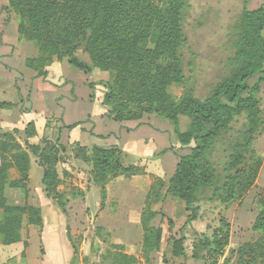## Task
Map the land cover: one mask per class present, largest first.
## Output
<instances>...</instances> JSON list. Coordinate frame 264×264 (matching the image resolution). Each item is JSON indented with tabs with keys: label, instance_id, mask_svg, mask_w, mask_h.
Instances as JSON below:
<instances>
[{
	"label": "trees",
	"instance_id": "trees-1",
	"mask_svg": "<svg viewBox=\"0 0 264 264\" xmlns=\"http://www.w3.org/2000/svg\"><path fill=\"white\" fill-rule=\"evenodd\" d=\"M9 1V10L19 16L20 38L35 43L38 49L35 57L25 59L26 68L45 79L49 65L67 59L71 66L86 73L95 69L109 71L113 79L102 83L106 88L103 104L112 120L125 122L141 120L146 114L156 115L172 126L180 146L189 149L188 153L177 154L178 163L169 181L159 179L145 197L142 250L148 264L163 237V229L152 225L160 214L153 205L164 200L163 188L166 187L167 195L186 204V210L191 212L188 221L192 222L196 219V204L234 202L255 184L262 166L254 145L263 124L258 95L264 84V3L250 9L249 0L244 1L229 34L233 51L226 60V72L201 98L185 74V13L190 0ZM172 85L183 86L178 98L169 92ZM12 106L1 103L0 109ZM182 118L189 120L184 131ZM28 127L26 136H35L34 123L29 122ZM75 145L79 146L76 157L92 164L103 199L107 198L109 179L143 174L142 168L134 164L124 165L120 146ZM30 148L37 150L34 145ZM63 148L58 141L39 150L44 164L43 191L65 212L67 199L59 191L57 172ZM167 152L165 149L161 154ZM12 169L18 174L15 179L10 177ZM30 169L28 150L12 135L0 133V246L22 241L26 220L28 225L44 226L41 209L27 202ZM9 188L23 193L24 205L9 203ZM257 203L260 212L253 229L260 236L232 249L223 264H264V193L258 194ZM230 229V223L223 221V226L212 233L198 235L200 247L214 260L212 264L224 257ZM183 242V238L174 239L173 251L178 255L185 254ZM123 246L113 245L119 249ZM115 262L138 264L139 259L116 254Z\"/></svg>",
	"mask_w": 264,
	"mask_h": 264
},
{
	"label": "rangeland",
	"instance_id": "rangeland-1",
	"mask_svg": "<svg viewBox=\"0 0 264 264\" xmlns=\"http://www.w3.org/2000/svg\"><path fill=\"white\" fill-rule=\"evenodd\" d=\"M244 1L190 0L189 8L185 13L186 44L183 54L188 84L198 97H205L211 86L226 72L225 63L233 51L229 34L244 7ZM9 2V0H0V104L9 103L13 106L11 109H0V133L12 135L17 143L28 150L31 169L27 202L41 209L44 226L39 228L28 225L26 220L22 241L19 244L2 247L0 263L7 261V264H41L51 254L52 246L54 249H59V244L64 242L66 264H118L115 262L116 254L135 255L140 260L138 264H148L141 245L143 237L141 211L145 197L151 186L159 179L164 180L165 183L169 181L176 168L177 154L188 153L189 149L180 146L172 126L164 121L171 127V131H169L170 135H164L167 142L161 148L168 149V152L161 154L159 142L144 148V152H154L160 148L150 157V161L139 160V157H131L124 152L122 160L124 165L134 164L142 168L143 174L109 179L105 188L107 198L103 199L102 186L92 172V164L76 157L79 146L75 143L81 145V142H73L71 137H65L60 144L59 129L65 127L59 128V125L78 120L79 115L72 117L61 115L60 118L58 107L52 105L51 109L48 108L49 100H46L45 92L32 93L34 81L30 76L33 73V78H36L37 72L26 68L25 59L35 57L38 49L35 43L20 38L19 16L9 10ZM263 3L264 0H249L248 7L257 8ZM84 59L89 62L88 56H84ZM54 63L56 66H53ZM54 63L46 68L48 74L51 71L50 77L55 81L52 82L54 91H59L57 88L70 82L66 78L77 82L85 75L83 71L71 65L66 68L58 61ZM89 78L96 80L93 85H101L99 89L105 94L106 88L102 83L111 81L113 74L95 69ZM46 79L47 77L39 82L42 91L48 86L45 83ZM37 86L36 90H39V84ZM64 91L65 87L60 92L64 93ZM78 92L83 96L85 90L80 88ZM96 92L100 95L99 91L95 90ZM169 92L173 98H178L183 92V86L172 85L169 87ZM258 99L263 111V124L254 148L262 159V166L255 184L243 197L234 202L227 204L216 201L196 204L198 207L196 219L192 222L188 221L191 212L186 210V204L167 195L166 187L163 188L161 193L164 200L153 205L154 210L160 211V214L152 221V225L163 229V237L159 250L152 253L151 264H212L214 260L208 258L200 247L198 235L212 233L216 228L223 226V221L230 223V243L224 257L218 259V264H223L232 249L256 240L260 236V233L253 229V223L260 212L257 196L264 193V84ZM82 104L85 105V102L83 101ZM34 108L43 115L38 119L40 133L44 131L43 137L37 135L35 122L33 123L38 137L26 136V131L30 127L25 115ZM100 108L102 106L94 104V110ZM156 118H158L156 115L146 114L141 120L121 123L135 125L146 119L152 122ZM188 122L187 118H182L183 131L187 129ZM114 125L117 124L112 122L110 128L112 129ZM58 141L61 147H64L60 151L62 161L57 165V172L60 180L59 191L67 199L65 212L46 197L42 187L44 164L39 148ZM30 145L37 147V150L31 149ZM17 176L15 169L10 170L12 179ZM6 194L10 204L21 206L25 204L24 195L19 189L9 188ZM1 217L0 210V219ZM180 238L184 239L185 254L183 255L173 251L174 239ZM25 243L28 244L27 247L24 246ZM118 243L124 245L123 248L113 247Z\"/></svg>",
	"mask_w": 264,
	"mask_h": 264
},
{
	"label": "crops",
	"instance_id": "crops-1",
	"mask_svg": "<svg viewBox=\"0 0 264 264\" xmlns=\"http://www.w3.org/2000/svg\"><path fill=\"white\" fill-rule=\"evenodd\" d=\"M58 63L64 64L66 68L70 66L68 61L66 62L62 61ZM53 66H56V63H54ZM94 71L88 73L83 72L85 75L83 76V78H79L77 82H74V80L70 78H66L70 80V82L66 83L65 85H61L60 88H57L59 91H54L52 89L53 87L52 82L55 81L52 80L50 77L51 71H49V74L47 75V79H46L47 81L45 83L48 84V86H45V90L43 89L44 91H42L41 88L42 86L39 83L40 81H42V79L44 81V78L43 77L33 78L34 75H32L33 73H31L30 78L32 79V81H34L31 89L32 93L35 91L37 92L39 91L43 94L45 92L46 100H49V103L47 104L48 108L51 109L52 105L58 107L60 118H62L63 115H67L68 117L79 115L80 117L78 118V120H73L66 125H59V128L65 127L64 129H59L60 138H61L60 144H62L63 138L71 137V140L73 142H78V143L81 142V145L83 146L97 145L105 148H109L112 146H120L123 149V151L129 156L131 157L136 156L139 157V160H143L145 162L148 161L150 157L154 156L155 152H157V150H159L163 146V144L167 142L165 136L170 135L169 131H171V127L165 124L164 120H162L159 117L154 119V121L152 122L149 121V119H146L142 121V123H136L135 125H129V123H121L112 120L107 115L108 110L103 104L104 91H101V89H99L101 85L99 84L93 85L94 81L96 80H94L93 78H89V75ZM37 84H39V90H36V88L38 87ZM64 87H65V91L64 93H61L60 91ZM80 88L85 90L83 96L79 95L78 91ZM95 90L99 91L100 95H97V92L95 93ZM21 92L22 95H24L23 91ZM73 94L75 96H72ZM83 101L85 102V105L82 104ZM94 104H96L97 106H102V108L94 110ZM35 106L36 105H34V107ZM38 114L40 113H38L34 108L30 113L28 112L25 115V117L27 122H35L38 129L37 135L42 136L44 131L40 133L38 127L39 126L38 119L40 116L43 115L42 114L38 115ZM78 122L81 124L78 125L76 128L73 129L68 128V126ZM112 122L117 125H114L113 128L111 129L110 126ZM71 130L73 131L69 134L68 131L70 132ZM37 135L36 137H38ZM157 142L160 143V148H158L154 152L152 151L144 152L145 146L147 145L151 146L152 144H156ZM161 150L163 151L165 149L161 148ZM177 163H178V156H177ZM141 229L143 231L142 224H141ZM20 242L15 244H19ZM12 245H8V247ZM141 245H142V241H141ZM4 246L3 245L0 246V254L2 252V247ZM59 246H60L59 249H54L52 248L53 246L51 247L52 249V250L50 249L51 254L48 255V258L45 259L44 263L42 262L43 264H66L67 257L64 250V242L60 243ZM152 256L153 255H151V257ZM7 263H8L7 261H3L0 264H7Z\"/></svg>",
	"mask_w": 264,
	"mask_h": 264
}]
</instances>
